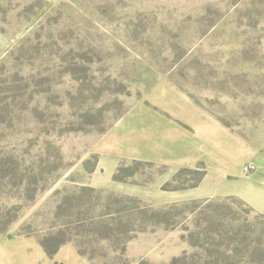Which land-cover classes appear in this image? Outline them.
Returning a JSON list of instances; mask_svg holds the SVG:
<instances>
[{
    "label": "rangeland",
    "instance_id": "1",
    "mask_svg": "<svg viewBox=\"0 0 264 264\" xmlns=\"http://www.w3.org/2000/svg\"><path fill=\"white\" fill-rule=\"evenodd\" d=\"M260 161L264 0H0V264H264Z\"/></svg>",
    "mask_w": 264,
    "mask_h": 264
},
{
    "label": "crops",
    "instance_id": "2",
    "mask_svg": "<svg viewBox=\"0 0 264 264\" xmlns=\"http://www.w3.org/2000/svg\"><path fill=\"white\" fill-rule=\"evenodd\" d=\"M256 173L250 178H243V185L234 192L233 195L238 196L247 201L257 212L264 214V164L257 162Z\"/></svg>",
    "mask_w": 264,
    "mask_h": 264
},
{
    "label": "built area",
    "instance_id": "3",
    "mask_svg": "<svg viewBox=\"0 0 264 264\" xmlns=\"http://www.w3.org/2000/svg\"><path fill=\"white\" fill-rule=\"evenodd\" d=\"M246 175H252L257 171V167L254 164H250L243 169Z\"/></svg>",
    "mask_w": 264,
    "mask_h": 264
},
{
    "label": "trees",
    "instance_id": "4",
    "mask_svg": "<svg viewBox=\"0 0 264 264\" xmlns=\"http://www.w3.org/2000/svg\"><path fill=\"white\" fill-rule=\"evenodd\" d=\"M204 176H205V174H203V176L201 177V180L200 181H202V179H203Z\"/></svg>",
    "mask_w": 264,
    "mask_h": 264
}]
</instances>
